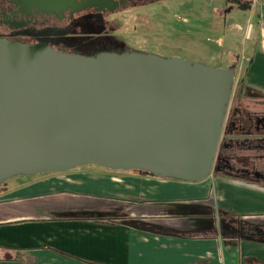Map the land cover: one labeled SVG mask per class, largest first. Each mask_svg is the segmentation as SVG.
Listing matches in <instances>:
<instances>
[{
    "label": "crops",
    "instance_id": "1",
    "mask_svg": "<svg viewBox=\"0 0 264 264\" xmlns=\"http://www.w3.org/2000/svg\"><path fill=\"white\" fill-rule=\"evenodd\" d=\"M213 168L187 181L80 167L0 184V264H264V0ZM255 45V48H254ZM232 121V122H234ZM45 173H48L45 174Z\"/></svg>",
    "mask_w": 264,
    "mask_h": 264
},
{
    "label": "water",
    "instance_id": "2",
    "mask_svg": "<svg viewBox=\"0 0 264 264\" xmlns=\"http://www.w3.org/2000/svg\"><path fill=\"white\" fill-rule=\"evenodd\" d=\"M77 1L20 3L60 14L88 5ZM218 70L178 57L133 51L85 57L0 40V184L98 161L203 179L229 95Z\"/></svg>",
    "mask_w": 264,
    "mask_h": 264
},
{
    "label": "rangeland",
    "instance_id": "3",
    "mask_svg": "<svg viewBox=\"0 0 264 264\" xmlns=\"http://www.w3.org/2000/svg\"><path fill=\"white\" fill-rule=\"evenodd\" d=\"M141 1H145L146 5L128 6L114 13H106L104 16L95 15L94 12L87 15L79 13V19L75 22L69 17L62 22L51 23L48 29L59 31L69 40L68 43L56 42L59 45L54 48L59 50L57 52L78 55L77 51L85 44L93 43L100 39V36H104L103 39L109 41V47L110 41H115L119 44L117 48H121L120 51L130 49L137 53L144 52L161 57L175 55L194 64L229 72L231 83L221 127L223 134L225 129L231 126L229 122L234 116L231 109V93L245 80V69L253 52L250 43L257 38L258 1L230 0L232 3H227L226 0ZM226 10L230 12L226 13ZM54 34H50L49 37L52 38ZM103 44V41H98L93 46L98 50ZM246 118L248 117H237V121L248 129L250 123L247 122L245 125ZM221 145L219 138L211 169ZM80 167H97L113 171L99 164L88 163L64 171Z\"/></svg>",
    "mask_w": 264,
    "mask_h": 264
},
{
    "label": "flooded vegetation",
    "instance_id": "4",
    "mask_svg": "<svg viewBox=\"0 0 264 264\" xmlns=\"http://www.w3.org/2000/svg\"><path fill=\"white\" fill-rule=\"evenodd\" d=\"M77 2L81 5H88L86 8L77 10L68 8L59 14L27 9L20 3V0H0V40L28 45L42 44L55 50L53 37L50 38L49 35L58 34L59 31L48 29L51 23L56 24L57 21L62 22L69 17L75 22L79 19V13L87 15L90 12H94L95 15L104 16L106 13H114L116 10L128 6L146 5V2L141 0H78ZM226 2L232 3L230 0H226ZM188 10L193 11L192 9ZM228 12L230 11L226 10V13ZM38 34L46 36L47 40L45 43L35 44L33 37ZM100 37L104 38V36ZM172 57L177 56L174 55Z\"/></svg>",
    "mask_w": 264,
    "mask_h": 264
},
{
    "label": "trees",
    "instance_id": "5",
    "mask_svg": "<svg viewBox=\"0 0 264 264\" xmlns=\"http://www.w3.org/2000/svg\"><path fill=\"white\" fill-rule=\"evenodd\" d=\"M33 40H34L35 44H39V43H45L47 38L45 35L38 34V35H34ZM53 41H54V43H53L54 47L56 45H59L56 42H58V43H68L69 42V40L65 39L63 37V35L59 34V33L54 34ZM98 41H103L104 44L102 45V48L95 50V47L93 46V44L98 42ZM108 43H109L108 40L100 38V39H97L96 41H93V43L89 42V43L85 44V46L83 48H80L79 51H77V53H78V55L85 56V57H96L97 55L102 54V53L122 54V53L132 52V50H130V49L120 51L121 48H117L119 46V44L116 43L115 41H110V44H111L110 47L108 46ZM55 48H57V47H55ZM56 51H59V50H56ZM185 61H189V60H185ZM215 69H218V68H215ZM237 120H238L237 118H236V121L230 119L229 124L231 126H229V129H227L228 127L225 129V131L223 133V139H225V140L228 139L229 132L231 130H235V133L237 135H243L244 133H250V134L254 135L255 133L260 132L259 130H258L259 131L258 132L257 129H254V132L252 133L250 130L247 129L246 126H243V124L240 125L239 121H237ZM232 121H234V122H232ZM247 122L251 123L250 118L245 119V125Z\"/></svg>",
    "mask_w": 264,
    "mask_h": 264
},
{
    "label": "bare ground",
    "instance_id": "6",
    "mask_svg": "<svg viewBox=\"0 0 264 264\" xmlns=\"http://www.w3.org/2000/svg\"><path fill=\"white\" fill-rule=\"evenodd\" d=\"M219 78L221 79V81L225 84V85H230L231 83V77H230V74L229 72L225 71V70H218L217 73H216ZM101 163V165H103L102 167H105V168H108L110 170H117V171H121V170H126L128 169V167H121V166H112V165H109L103 161H98ZM130 169V168H129ZM183 176V175H182ZM187 178V177H185Z\"/></svg>",
    "mask_w": 264,
    "mask_h": 264
}]
</instances>
